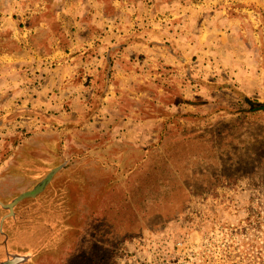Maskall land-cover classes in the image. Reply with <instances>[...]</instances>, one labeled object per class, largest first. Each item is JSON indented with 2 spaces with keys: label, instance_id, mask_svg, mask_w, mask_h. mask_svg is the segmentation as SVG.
<instances>
[{
  "label": "rangeland",
  "instance_id": "374dc122",
  "mask_svg": "<svg viewBox=\"0 0 264 264\" xmlns=\"http://www.w3.org/2000/svg\"><path fill=\"white\" fill-rule=\"evenodd\" d=\"M251 103L264 0H0V264H264Z\"/></svg>",
  "mask_w": 264,
  "mask_h": 264
},
{
  "label": "trees",
  "instance_id": "16d2710c",
  "mask_svg": "<svg viewBox=\"0 0 264 264\" xmlns=\"http://www.w3.org/2000/svg\"><path fill=\"white\" fill-rule=\"evenodd\" d=\"M250 107H251V112L252 113H264V105L263 104H260V103H251L250 104ZM261 141L264 143V138L261 139ZM264 145V144H263ZM262 153L264 155V148L262 149ZM80 254H82V252H80ZM87 254V253H85ZM92 260H96V259H92ZM103 260V258L99 259V261Z\"/></svg>",
  "mask_w": 264,
  "mask_h": 264
}]
</instances>
